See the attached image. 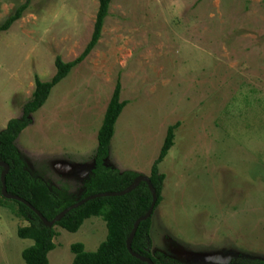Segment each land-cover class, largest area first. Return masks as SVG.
I'll list each match as a JSON object with an SVG mask.
<instances>
[{
  "label": "rangeland",
  "instance_id": "374dc122",
  "mask_svg": "<svg viewBox=\"0 0 264 264\" xmlns=\"http://www.w3.org/2000/svg\"><path fill=\"white\" fill-rule=\"evenodd\" d=\"M25 0H0V24ZM97 0H31L0 33V130L20 117L34 79L55 74L91 38ZM116 82L127 104L104 166L149 175L168 127L173 146L154 211L152 251L181 264L264 261V0H113L97 46L56 84L14 145L25 169L64 201L93 167L96 135ZM26 222L0 205V264H24ZM48 264L69 246L94 252L100 218L76 233L55 226Z\"/></svg>",
  "mask_w": 264,
  "mask_h": 264
},
{
  "label": "trees",
  "instance_id": "16d2710c",
  "mask_svg": "<svg viewBox=\"0 0 264 264\" xmlns=\"http://www.w3.org/2000/svg\"><path fill=\"white\" fill-rule=\"evenodd\" d=\"M98 8L91 38L83 51L71 62L64 63L60 57L54 59L55 74L48 81L35 77L34 90L30 99L23 105L20 117L11 119L5 128L0 130V163L8 166L5 188L11 196L25 200L36 209L47 221H51L58 213L70 205L91 195L105 192H120L133 184L138 174L132 171L118 172L104 166L109 151V144L125 101H120V84L116 82L111 97L105 108L103 118L97 131V146L93 157V167L83 191L77 200L64 201L52 193L45 182L34 178L25 169L14 142L19 134L30 123L29 116L38 111L47 100L51 89L63 80L75 66L81 64L97 46L104 21L108 15L109 5L113 0H97ZM31 0H25L0 24V33L7 31L29 7ZM178 123L166 130V135L157 158L150 166L148 179L155 190L156 203L149 219L141 222L131 242V251L140 257L149 259L153 264H181L160 251H152L150 230L155 209L161 202L164 175L159 173L158 164L165 158L173 146L174 131ZM3 169L0 168V175ZM0 205L10 208L14 215L26 226L19 227L16 235L19 239L29 240L32 245L21 252L24 264H48V254L54 250L53 239L56 235L54 227L58 226L69 233H76L83 222L89 218H100L106 228L105 239L94 252H86L82 243H74L69 247L73 254L71 264H146L128 253L126 241L133 223L143 216L151 203V193L146 183L141 182L130 193L123 196L102 197L86 202L67 213L54 227H46L40 219L25 205L6 200L1 194ZM241 264H264V261H253Z\"/></svg>",
  "mask_w": 264,
  "mask_h": 264
},
{
  "label": "water",
  "instance_id": "95a60500",
  "mask_svg": "<svg viewBox=\"0 0 264 264\" xmlns=\"http://www.w3.org/2000/svg\"><path fill=\"white\" fill-rule=\"evenodd\" d=\"M0 168L3 169V171L0 175V182H1V186H2V188H1L2 197L5 198L6 200L17 201V202L25 205L26 207H28L40 219V221L48 228L54 227L55 224L58 223L67 213H69L71 210L78 208L79 206L85 204L86 202H88L90 200H93L96 198H102V197L123 196V195L128 194L131 191H133L139 185V183H141V182L146 183L148 186V189L151 193V203H150V206H149L147 212L143 216L136 219V221L133 223L131 232H130L128 239L126 241V250L130 254V256H132L133 258H135V259H137L143 263H146V264H153L149 259L144 258V257H140L131 251V242H132V239L135 235L137 227L139 226V224L141 222H143V221H145L151 217L152 212H153L154 207H155V203H156L155 190L152 187V185L150 184L148 177L138 175L136 177V179L134 180L132 185H130L129 187H127L126 189H124L123 191H120V192H116V193L115 192H105V193H100V194H96V195H91V196H88L84 199H81L80 201H77L76 203H74V204L70 205L69 207L63 209L51 221H47L36 209H34L25 200L18 198L16 196H11L6 192L4 177H5L6 173L8 172V166L5 163H0Z\"/></svg>",
  "mask_w": 264,
  "mask_h": 264
},
{
  "label": "crops",
  "instance_id": "0c3cea01",
  "mask_svg": "<svg viewBox=\"0 0 264 264\" xmlns=\"http://www.w3.org/2000/svg\"><path fill=\"white\" fill-rule=\"evenodd\" d=\"M83 244V243H82ZM70 247V246H69ZM85 249V248H84Z\"/></svg>",
  "mask_w": 264,
  "mask_h": 264
}]
</instances>
